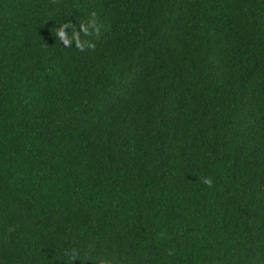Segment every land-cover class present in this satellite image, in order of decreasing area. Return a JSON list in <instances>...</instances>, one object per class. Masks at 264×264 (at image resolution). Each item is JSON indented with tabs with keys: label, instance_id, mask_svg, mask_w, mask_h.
<instances>
[{
	"label": "trees",
	"instance_id": "16d2710c",
	"mask_svg": "<svg viewBox=\"0 0 264 264\" xmlns=\"http://www.w3.org/2000/svg\"><path fill=\"white\" fill-rule=\"evenodd\" d=\"M73 249L264 264V0H0V264Z\"/></svg>",
	"mask_w": 264,
	"mask_h": 264
},
{
	"label": "clouds",
	"instance_id": "9594fccd",
	"mask_svg": "<svg viewBox=\"0 0 264 264\" xmlns=\"http://www.w3.org/2000/svg\"><path fill=\"white\" fill-rule=\"evenodd\" d=\"M101 30L102 25L98 21L96 14L93 12L89 17L79 22L78 29L71 22L68 24L61 23L56 29L55 34L62 47H75L83 52L87 48L94 47L92 41L87 38L94 35L98 36ZM203 183L211 186L212 180L211 178L206 177L203 179ZM65 255L68 257L66 264H73L77 259L78 252L73 249L71 252H65ZM112 259L114 260L115 256H113ZM87 260H92L94 264H112V260L108 259L106 256L89 257Z\"/></svg>",
	"mask_w": 264,
	"mask_h": 264
}]
</instances>
